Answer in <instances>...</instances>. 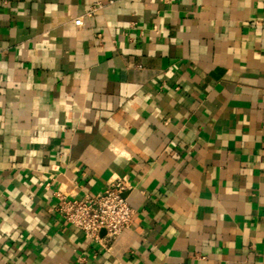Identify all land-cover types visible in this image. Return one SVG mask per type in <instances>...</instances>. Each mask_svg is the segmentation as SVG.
Segmentation results:
<instances>
[{"label": "crops", "instance_id": "obj_1", "mask_svg": "<svg viewBox=\"0 0 264 264\" xmlns=\"http://www.w3.org/2000/svg\"><path fill=\"white\" fill-rule=\"evenodd\" d=\"M0 264H264V0H0Z\"/></svg>", "mask_w": 264, "mask_h": 264}, {"label": "built area", "instance_id": "obj_2", "mask_svg": "<svg viewBox=\"0 0 264 264\" xmlns=\"http://www.w3.org/2000/svg\"><path fill=\"white\" fill-rule=\"evenodd\" d=\"M171 3L173 0H166ZM97 3L88 12L100 7ZM131 183L127 177L116 178L103 192L83 198L69 197L56 191L57 209L63 220L82 230L86 236L97 242L108 243L120 235L131 223L135 210L130 205L125 192Z\"/></svg>", "mask_w": 264, "mask_h": 264}]
</instances>
